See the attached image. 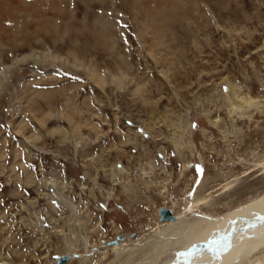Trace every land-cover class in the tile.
Segmentation results:
<instances>
[{"label":"rangeland","instance_id":"obj_1","mask_svg":"<svg viewBox=\"0 0 264 264\" xmlns=\"http://www.w3.org/2000/svg\"><path fill=\"white\" fill-rule=\"evenodd\" d=\"M263 204L264 0H0V264H172L161 208Z\"/></svg>","mask_w":264,"mask_h":264},{"label":"bare ground","instance_id":"obj_2","mask_svg":"<svg viewBox=\"0 0 264 264\" xmlns=\"http://www.w3.org/2000/svg\"><path fill=\"white\" fill-rule=\"evenodd\" d=\"M230 92L234 100L233 105L241 111L244 105L248 107V104L251 106L256 103L255 100L237 96L236 89L232 86ZM171 212L174 215L173 211ZM179 220L181 218L174 215L173 221H163V227L169 225L164 229L169 234L166 238H170V242H158L163 248H157L159 253H165L164 251L170 248L175 249L171 252L166 251L169 259L173 261L172 264H239L247 254L249 256L251 254L255 264H264V204L259 208L237 212L224 220L214 221L213 218L199 217L192 224L190 223L191 228L188 229L183 221L179 222ZM165 222L169 223L165 224ZM242 231L252 234L248 240L237 243L233 235ZM121 244L124 245L123 242ZM122 245L115 242V245L107 246L105 251H99L97 255L100 256V260L106 259L108 252L106 250L109 249L117 254V259L109 264H116L122 256L119 252ZM154 245L158 246L157 242L152 244ZM132 253L135 254L136 251ZM152 254H155L151 256L152 258L159 255L156 252ZM173 255H175L174 260Z\"/></svg>","mask_w":264,"mask_h":264},{"label":"water","instance_id":"obj_3","mask_svg":"<svg viewBox=\"0 0 264 264\" xmlns=\"http://www.w3.org/2000/svg\"><path fill=\"white\" fill-rule=\"evenodd\" d=\"M159 215H160V219L162 221H167V220H171L173 221L174 220V215L172 214V212L168 209H164V208H161L159 210ZM234 237V235H233ZM123 238V237H122ZM121 239V238H120ZM116 242V241H114ZM71 259V256L70 255H65V256H59L58 257V262L59 264H66L68 263V261Z\"/></svg>","mask_w":264,"mask_h":264}]
</instances>
